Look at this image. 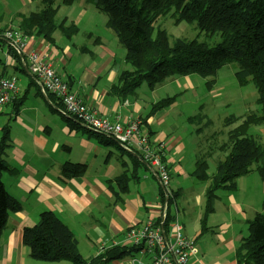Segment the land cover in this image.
Masks as SVG:
<instances>
[{
  "label": "crops",
  "instance_id": "0c3cea01",
  "mask_svg": "<svg viewBox=\"0 0 264 264\" xmlns=\"http://www.w3.org/2000/svg\"><path fill=\"white\" fill-rule=\"evenodd\" d=\"M79 4L96 27L97 11L88 0L62 6L59 15L66 16L68 22L72 19L84 38L79 39L78 34L66 38L57 31L55 44H51L34 34L28 36L24 49H17L3 33L19 30L20 16L44 6L41 0H0V77L17 78L19 87L14 103L0 112V139L2 129L9 126L12 141L6 156L10 170L4 173L3 182L22 205L20 211L9 213L0 239V264H72L36 260L23 244V230L35 226L44 212L55 213L76 236L82 256L91 259L116 244L125 246L127 230L132 226L143 225L149 219L164 224V205L168 200L165 197L169 194L175 198L168 207L172 221L178 218L185 237L196 241V264H238L237 246L248 234V223L261 206L248 200L247 186L242 193L221 189L215 212L208 217V230L203 231L201 219L208 184L194 175L196 163L207 157L212 174L216 170L214 163L222 159L215 160L212 150L202 147L201 128L186 125L193 117L179 108L184 92L194 88L189 79L194 75L172 78L153 89L148 85L150 96L146 98L142 95L145 83L136 95L120 96L114 89L120 74L128 69L125 48L107 27L106 20L102 32L81 28L73 16L74 9H80ZM32 52L49 63L99 117L123 124L141 121L152 144L165 151L168 184L137 150L116 141L107 143L108 136H101L64 114L58 99L43 91L30 71ZM182 80L188 82L184 85ZM174 96L178 97L169 108L150 117L154 104ZM68 163L84 165V172L66 177L64 167ZM124 175L128 179L126 192L116 183ZM112 264H151V256L136 253Z\"/></svg>",
  "mask_w": 264,
  "mask_h": 264
},
{
  "label": "trees",
  "instance_id": "16d2710c",
  "mask_svg": "<svg viewBox=\"0 0 264 264\" xmlns=\"http://www.w3.org/2000/svg\"><path fill=\"white\" fill-rule=\"evenodd\" d=\"M41 1L44 6L42 9L20 16V32L27 37L36 34L51 44H55L54 34L57 31L66 38H73L80 33V28L74 22H68L66 16L59 15L62 6H71L79 0H61L58 5V0ZM88 1L94 10L106 15L107 27L126 49L128 69L120 74L114 89L122 97L136 95L144 83L153 89L171 78L200 75L206 79L231 64L237 67L236 77L240 84L245 85L250 81L255 84L262 113L250 111L242 117L233 115L227 118L226 126H236L230 129L228 141L221 147L224 152H228V156L218 161L214 173L210 174L207 157L198 159L196 163L194 175L202 183L208 184L201 219L203 231L208 230V217L215 212L221 189H236L237 180L253 171H258L264 180L262 137L250 134L252 127L264 125V0ZM171 12L176 23L185 21L193 24L207 36L219 35L221 42L211 46L198 39H177L171 44L167 31L156 27L158 20ZM87 37L91 38L92 34L88 33ZM207 84L213 87L215 80ZM177 97L158 101L153 105L150 117L169 108ZM112 141L107 138V143ZM11 146L10 127L5 126L0 139V239L7 226L9 213L22 208L3 182L4 173L10 170L6 156ZM64 168L69 178L82 174L85 166L68 163ZM127 181L125 175L116 180L122 192L127 191ZM165 198L168 199L165 204L170 207L175 198L170 194ZM169 210L164 224L158 223L166 235L173 220ZM22 241L34 259L45 262L112 264L113 261L134 256L141 251L131 246H114L105 249L97 257L85 259L74 233L51 211L42 213L35 226L23 230ZM235 255L238 264H264V209L249 221L248 234L240 241Z\"/></svg>",
  "mask_w": 264,
  "mask_h": 264
},
{
  "label": "built area",
  "instance_id": "2783aa9c",
  "mask_svg": "<svg viewBox=\"0 0 264 264\" xmlns=\"http://www.w3.org/2000/svg\"><path fill=\"white\" fill-rule=\"evenodd\" d=\"M3 37L17 49L26 47L27 36L16 30H8ZM30 71L36 77L43 91L50 93L61 103L63 113L76 118L92 131L108 136L121 146L137 150L143 161L154 168L162 181L169 182V169L166 154L162 146H154L149 133L144 130L141 121L123 124L99 117L97 112L87 106L67 82H64L54 68L42 57L29 54ZM17 78L0 77V112L17 99L19 92ZM168 214V205H164V217ZM121 245V244H116ZM125 246L140 248V253L151 256V264H196L198 248L195 240L188 239L183 226L175 219L166 235L164 228L149 219L143 225H135L127 230ZM138 262V260H135Z\"/></svg>",
  "mask_w": 264,
  "mask_h": 264
},
{
  "label": "rangeland",
  "instance_id": "374dc122",
  "mask_svg": "<svg viewBox=\"0 0 264 264\" xmlns=\"http://www.w3.org/2000/svg\"><path fill=\"white\" fill-rule=\"evenodd\" d=\"M58 4L57 2V5ZM80 4V9L75 8V13L73 15L75 19L80 22L79 26L83 29L93 28L97 32H102L104 21H107L106 15L97 12L96 15L99 20H97L96 27H94L89 13L82 10ZM65 13L63 15H65ZM71 20L72 19H70L69 22H71ZM156 27L167 31L171 44L177 39H198L200 42H206L211 46H216L221 42L219 35L207 36L206 33H201L193 24L185 21L176 23L173 12L161 17L156 23ZM81 32L83 33V31ZM82 33L78 34V37H80L79 39L84 38ZM108 43L109 45L117 46V44H114L112 41H108ZM116 51L120 52V50L117 49ZM123 51L126 53V49ZM118 56H121V53H118ZM236 72V65L231 64L220 69L214 76L206 79L200 75H194L193 78H189L190 81L194 83V88L185 91L179 101V108L187 116L195 117L192 122L186 125L191 124L196 130L201 128L199 130L202 133L200 144L206 150H212L211 156H213L215 160L220 158L224 160L226 156H228V152H224L221 147L228 141L230 129L234 128L236 125L226 126L227 118L233 115L242 117L250 111L257 114L262 113L261 105L258 103V91L255 84L252 81L245 85L240 84L236 77ZM212 80H215V84L213 87H209L207 83ZM181 82L185 85L188 81L182 80ZM145 85H147L145 90H142L143 98L150 96L149 88H147L148 84L145 83ZM182 90L177 92H183ZM186 130L187 129L183 131L186 132ZM250 134L260 135L264 144V125L252 127L250 129ZM211 135L212 137L210 139L203 140L204 137L207 138ZM214 165L217 166L216 162ZM241 178L244 179L239 181ZM241 178L237 180L236 192L242 193L245 190V186H247L246 196L248 200H251L252 204L255 206L259 204V206H261L259 209L261 212L264 209V180L258 171H253L251 174Z\"/></svg>",
  "mask_w": 264,
  "mask_h": 264
},
{
  "label": "bare ground",
  "instance_id": "6f19581e",
  "mask_svg": "<svg viewBox=\"0 0 264 264\" xmlns=\"http://www.w3.org/2000/svg\"><path fill=\"white\" fill-rule=\"evenodd\" d=\"M147 163V162H146ZM167 203H168V200H167ZM168 205V204H167ZM169 206V205H168ZM159 225V224H158Z\"/></svg>",
  "mask_w": 264,
  "mask_h": 264
}]
</instances>
